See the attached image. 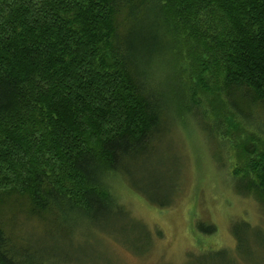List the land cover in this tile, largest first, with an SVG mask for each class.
I'll return each instance as SVG.
<instances>
[{
    "label": "trees",
    "instance_id": "trees-1",
    "mask_svg": "<svg viewBox=\"0 0 264 264\" xmlns=\"http://www.w3.org/2000/svg\"><path fill=\"white\" fill-rule=\"evenodd\" d=\"M188 126L263 205L264 0H0V264H68L61 237L112 236L119 183L171 206L159 144Z\"/></svg>",
    "mask_w": 264,
    "mask_h": 264
},
{
    "label": "rangeland",
    "instance_id": "rangeland-1",
    "mask_svg": "<svg viewBox=\"0 0 264 264\" xmlns=\"http://www.w3.org/2000/svg\"><path fill=\"white\" fill-rule=\"evenodd\" d=\"M192 130L191 141L182 131L178 140L170 136L159 144L162 154L157 164L162 165L156 172L163 177L165 187L176 193L171 206L152 205L130 189L122 191L119 183L122 201L129 207L125 226L118 223L114 228L120 235H112L119 242L110 236V230L106 233L99 229H93V236L87 238L61 237L59 245L62 248L66 243L64 249L71 259L68 264H242L239 253L242 257L248 254L247 261L264 264V240H260L264 238V204L237 194L228 173L229 153L220 152L216 142H207L196 127L188 126L185 131ZM130 219L138 228L126 224ZM200 221L214 224L216 232L197 231ZM32 223L43 226L42 219H33ZM236 223L241 224V246L235 234ZM39 228L36 238L49 240L51 227L48 233ZM70 245H75V250ZM134 246L139 252L135 253ZM220 250L225 252L221 256L215 253Z\"/></svg>",
    "mask_w": 264,
    "mask_h": 264
}]
</instances>
